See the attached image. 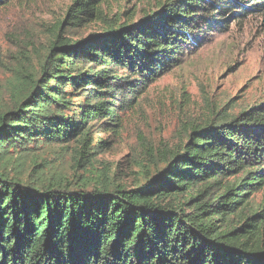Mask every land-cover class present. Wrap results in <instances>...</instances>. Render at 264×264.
I'll return each mask as SVG.
<instances>
[{"label": "trees", "instance_id": "trees-1", "mask_svg": "<svg viewBox=\"0 0 264 264\" xmlns=\"http://www.w3.org/2000/svg\"><path fill=\"white\" fill-rule=\"evenodd\" d=\"M105 1L73 0L40 52L16 40L0 84V264H264V101L149 149L132 185L90 170L99 132L119 129L208 30L264 0H164L138 21L68 35L105 16ZM69 158L71 171L53 164Z\"/></svg>", "mask_w": 264, "mask_h": 264}, {"label": "rangeland", "instance_id": "rangeland-1", "mask_svg": "<svg viewBox=\"0 0 264 264\" xmlns=\"http://www.w3.org/2000/svg\"><path fill=\"white\" fill-rule=\"evenodd\" d=\"M72 1L13 0L0 8V84L10 78L6 66L19 55L16 40L27 53L42 51L52 26ZM163 1L106 0L102 5L105 16L68 35L86 38L102 32L109 23L138 21L157 12ZM208 32L203 46H193L181 65L151 83L122 112L119 129L98 133L106 143L95 153V166L90 170L116 173L119 182L132 185L141 164L150 159L149 149L173 147L186 139L195 123L221 121L264 101V12L256 10L231 18ZM26 46L35 48L29 51ZM32 60L37 62V58ZM118 72L128 74L122 67ZM69 161L55 160L53 164L67 172L71 171ZM83 172L82 167L79 174ZM262 195L259 192L256 200Z\"/></svg>", "mask_w": 264, "mask_h": 264}]
</instances>
